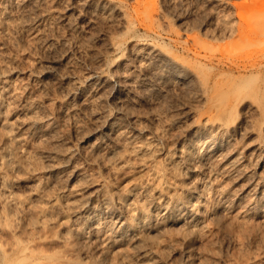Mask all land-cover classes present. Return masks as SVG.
Instances as JSON below:
<instances>
[{"label": "bare ground", "instance_id": "1", "mask_svg": "<svg viewBox=\"0 0 264 264\" xmlns=\"http://www.w3.org/2000/svg\"><path fill=\"white\" fill-rule=\"evenodd\" d=\"M171 3L0 0V264H264V0Z\"/></svg>", "mask_w": 264, "mask_h": 264}, {"label": "rangeland", "instance_id": "2", "mask_svg": "<svg viewBox=\"0 0 264 264\" xmlns=\"http://www.w3.org/2000/svg\"><path fill=\"white\" fill-rule=\"evenodd\" d=\"M124 3H126L127 6L131 7L134 5V0H123ZM216 1L219 0H172L171 6L168 9L169 11V17L171 19L170 23L174 28L180 29L182 27V22L185 21L187 24H189L193 29V33L200 35L201 37L210 36L211 32L207 26H205L210 18V14L212 13H228L230 17L232 18L233 15H235V11L239 5H250L255 0H222L226 1L230 4L229 9H222ZM179 16L182 18V21H176V19L173 17ZM207 22V23H206ZM101 27L104 28L103 25L98 24L97 29H101ZM76 62L78 63V66L83 68L88 65V62L86 63L85 60H80L79 58H76ZM53 95H55L53 88H50V91L48 92V98L50 99ZM62 129H67V126H65ZM61 132V131H60ZM6 152V161L11 159L10 152L8 150ZM10 161V160H9ZM8 161V162H9ZM15 193L19 196H26L28 194V188L20 185L16 187ZM212 249L218 256H224L228 255L231 257V250L223 238H212ZM177 257H174L172 259V263L176 260ZM217 258V257H216ZM222 258V257H221ZM217 264H228L226 262H223L220 260L217 261Z\"/></svg>", "mask_w": 264, "mask_h": 264}]
</instances>
